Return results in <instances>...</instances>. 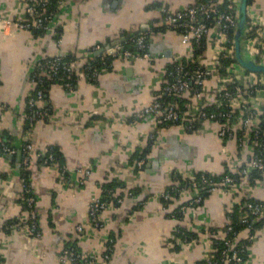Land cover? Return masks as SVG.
Here are the masks:
<instances>
[{
  "label": "crops",
  "instance_id": "crops-1",
  "mask_svg": "<svg viewBox=\"0 0 264 264\" xmlns=\"http://www.w3.org/2000/svg\"><path fill=\"white\" fill-rule=\"evenodd\" d=\"M194 1L64 0L54 21L61 27L59 47L51 34L0 28V139L14 146L28 141L40 153L55 146L60 156V163L43 164L33 156L26 164L41 235L34 238L22 230L1 228L0 264H62L59 255L67 243L94 254L110 236L116 238L110 264H196L209 252L211 238L205 229L224 224L226 209L238 203L236 195L210 194L181 218L175 212L188 194H180L168 206L152 196L175 182L171 169L222 174L233 163L246 160L255 148L247 136L240 147L234 138H219L218 124L211 120L189 132L160 126L151 116L135 119V112L160 93L172 58L190 54V46L180 42L176 31L150 34L152 61L134 60L103 70L95 82L79 80L71 92L52 84L38 105L48 115L36 119L29 131L23 116L37 59L61 53L85 61L95 45L124 42L143 24L148 30L163 25V7L182 8ZM250 10L259 14L264 29V0H252ZM24 11V0H0V16L19 20ZM210 53L207 43L201 55L208 58ZM214 84L210 79L204 99L192 101L209 104L216 92ZM258 106L264 111L263 102ZM234 130L238 134V125ZM150 133H155V140L138 168L131 162L132 154L147 144ZM21 159L20 151L0 154V225L22 211ZM78 167L92 171L84 184L74 172ZM112 180L123 184L115 188L122 201L103 209L102 227L93 228L87 219L88 205L100 194L101 184ZM248 192L264 204V174ZM262 219L242 264H264V212ZM78 224L83 227L80 232L75 228ZM181 226L196 233L197 241L175 249L171 236Z\"/></svg>",
  "mask_w": 264,
  "mask_h": 264
},
{
  "label": "built area",
  "instance_id": "built-area-1",
  "mask_svg": "<svg viewBox=\"0 0 264 264\" xmlns=\"http://www.w3.org/2000/svg\"><path fill=\"white\" fill-rule=\"evenodd\" d=\"M59 5H63L64 0H57ZM239 0H195L193 4L182 8H162V20L165 29L174 30L179 36L182 44L190 46V54L176 56L172 58V63L178 64L173 70L165 69V80L161 87L160 93L148 105L135 112V119H142L151 116L154 120L163 127L178 126L185 130H191L193 126H198L204 121H215L218 124V136L223 140L231 138L236 139L238 147L241 146L245 136L250 138L254 146L253 153L242 162L229 166V171L238 177L229 174H223L222 178L216 180L213 178L216 174L203 172L200 177L196 178L195 172L192 170H183L180 168L171 169L172 176L180 175L185 181L184 184L179 182L172 183L169 187L162 190L160 193L153 195V198H158L161 202L168 206L165 202L173 201L180 194L187 195L185 202L179 205L178 211L186 212V210L195 205H199L206 198L203 195L215 193L232 194L237 196V202L244 200L246 209L240 214V220L243 224H247V228H243L238 232L234 231L232 220L229 214L232 213V207L226 209V221L215 230L205 229L211 238L210 249L203 257L206 264H216L214 253L218 251L215 247L217 241L224 243V248L221 250V264L242 263L244 262L241 252L247 251L246 245L240 243V239L252 241L257 230L250 233V225L257 219L263 216L264 204L261 201L253 202L248 190L252 184L248 180L250 170H256L264 174V142L259 140V123L264 120L263 108L258 106V102L264 103V76L260 73L247 71L235 59L234 43L230 41L228 32L235 28L237 21ZM25 11L24 17L19 20H11L0 16V28L10 29L9 32L14 33V30H25L33 33V29L44 30L45 33L56 35V27L54 26V16L50 9L49 0H24ZM248 21L244 38V49L249 58H252L258 64H264V29L259 14L250 10V5L247 7ZM255 30L259 39H253L248 36V32ZM148 30V28H147ZM147 30H141L131 37V42L134 50L124 48L121 43L115 45H95L89 51L85 61L80 57H76L71 61H62L63 54L55 53L52 55L43 56L34 62V72L30 77L31 88L27 93L25 101V120L31 124L34 112L38 118H43L48 115L47 110L40 109L39 103L44 99L43 90L35 88L36 84L41 80L42 76L55 78L59 70L62 68L66 73L67 80L62 83L63 89L73 91L74 81L88 80V75L92 78H97L103 70H112L117 66L124 65L134 60H153V56L149 50V39L146 34ZM54 43L57 47L62 44V37L54 38ZM207 43L211 53L208 58L203 55H195L194 49ZM261 44V48L260 45ZM104 48L99 54L93 53ZM109 56L111 62L106 65L105 59H101L103 67L91 70L90 62L97 57ZM185 58L189 62H196V66L190 70L185 68L180 60ZM229 59L227 65H223L222 61ZM41 76V77H40ZM210 79L215 81L213 85L216 89L213 99L209 104L201 101L194 103L193 99H204V91L207 88V83ZM164 93L171 96L172 99L164 101L161 94ZM179 98H186L189 102L186 104V112H181L179 108ZM211 104V105H210ZM217 108V111L208 112L206 107L212 106ZM262 115V117H261ZM33 125V123H32ZM238 125V134L235 132V127ZM155 133L148 135V140H155ZM19 148L12 146L11 143L0 141V154H13ZM19 151L22 153V163L26 165L33 156L37 159L41 158L42 153L36 152L30 142L24 144ZM231 158V157H230ZM232 159V158H231ZM53 156L50 154L43 159V163L52 161ZM144 165V159L136 161V166L141 168ZM61 172L65 173V167H61ZM79 178V183L84 184L91 176L89 167H78L74 170ZM208 175H206L207 173ZM218 175V174H217ZM238 182L236 183V181ZM29 187L22 184V193L25 200V209H22L17 214V223L11 226L14 229L27 232L31 237H39L41 230L38 224V213L35 209V198L30 194ZM101 192V190H100ZM28 194V195H27ZM122 199L117 198L116 202L120 203ZM109 204L113 202L106 201L100 198V194L92 197L88 209L87 219L93 228L102 227L101 213ZM24 222V223H21ZM76 231H82V225L78 224ZM249 228V229H248ZM230 233L234 234L230 237ZM243 233V238L239 234ZM175 237L174 235L171 238ZM192 241H197L193 239ZM186 239L177 238L175 244L183 246L188 243ZM191 242V241H190ZM116 245L115 236L107 237L102 250L99 253L89 254L80 251L75 245L64 246L59 255L62 264H110Z\"/></svg>",
  "mask_w": 264,
  "mask_h": 264
},
{
  "label": "trees",
  "instance_id": "trees-1",
  "mask_svg": "<svg viewBox=\"0 0 264 264\" xmlns=\"http://www.w3.org/2000/svg\"><path fill=\"white\" fill-rule=\"evenodd\" d=\"M50 2V9L52 11L53 14H55V18L57 16V13L59 11V8L62 6V5H59L57 3V0H49ZM252 3V0H248V5H251ZM55 18H54V21H55ZM54 26L56 27V35L53 36L54 38H57V37H60L61 36V27L60 26H56L54 24ZM165 29V27L163 25L161 26H155L153 27L151 30H147L146 31V34L148 36V39H149V36L152 32H161ZM235 28L231 29L229 32H228V37L230 39V41L232 42L233 40V37H234V31ZM33 34H45V31L44 30H39V29H33ZM47 34V33H46ZM248 36L250 38H253V39H259L255 32V30H251L248 32ZM132 37V36H131ZM131 37H129L126 41L124 42H121V44L123 45L124 48H129L131 50H134V47L132 45V42H131ZM260 48H261V44L259 45ZM205 49L204 45H201L200 47L198 48H195L194 49V54L195 55H199L203 52V50ZM150 50V48H149ZM261 52H264L262 49H261ZM102 57H97V59H94L90 62V65L92 66L91 70L93 69H99L101 67H103L104 64L101 63V59H105L106 61V65H109L110 62H111V58L109 56H103V54H101ZM76 56L75 55H72V54H65L62 56V61L63 62H66V61H71L72 59H75ZM229 59H224L222 61L223 65H227L229 63ZM180 63L183 64L185 66V68H188L190 70H192L197 64L196 62H189L188 60H186L185 58H182L180 60ZM178 63L177 62H174V63H169L168 64V69L171 71L174 69V67L177 65ZM34 70V68H33ZM35 71V70H34ZM33 71V72H34ZM32 75V74H31ZM264 76V74H263ZM41 77V76H40ZM72 82L74 84V89L76 87V81H74V77L72 78L71 77ZM67 80V76H66V73L63 72L62 68L59 70V73H57L56 77L55 78H48L46 76H42L41 77V80H39V82L36 84L35 88H39V89H42L43 90V95H44V98L46 97L47 93H48V90L50 88V86L52 84H59V85H62V83L64 81ZM88 81H91V82H95L96 79L95 78H92L88 75ZM161 98L164 100V101H168V100H171L172 97L171 96H168L164 93L161 94ZM189 101L185 98H179L178 100V103H179V108L181 110V112H186L187 110V106L186 104L188 103ZM207 111L208 112H211V111H217V108L214 107V105L212 106H207L206 107ZM26 110V108H25ZM46 110V109H45ZM30 114L33 116V121L32 123L37 119V115L34 114V112H31L30 111ZM262 117V115H261ZM32 123L30 124L29 121L25 120V129L29 131V129L32 127ZM199 126L198 124L193 126L191 130H187V131H192V130H195L197 129ZM259 140L264 142V120L261 119L260 123H259ZM0 141H5L7 142L6 140H2L0 139ZM28 143V141H23V143L18 146L19 149H21V147ZM151 143H152V140H148L147 144L145 146H142V147H136L135 151L133 152L132 154V157H131V162H136L137 160L139 159H145L146 156L148 155V153L150 152L151 150ZM12 146H14L12 143H11ZM16 147V146H15ZM52 155L53 156V160L52 161H48V163H43V159L48 157V155ZM21 157H22V153H21ZM22 160V159H21ZM40 163H43V164H53V163H60V156H59V151H58V148L57 147H50L47 152L45 153H42L41 155V158L38 159ZM60 165V164H59ZM62 167V165L60 166ZM30 170L28 169L27 165H24V164H21L20 166V169H19V177H20V180H21V183L25 186V187H29L30 186ZM203 172L201 171H197L195 172V176L196 178L200 177V175L202 174ZM207 173V172H205ZM223 174H229V175H232L234 177H238L237 175L233 174L232 172L229 171V169H226L224 170ZM223 174H218V175H215L213 176L214 179L216 180H219L220 178H222ZM208 175V173L206 174ZM261 172L259 171H256V170H250L249 173H248V180L249 182L253 185V183L255 182L256 179H259L261 178ZM174 177V181L175 182H179V184H184L185 181H183V179L180 177V175H177V176H173ZM239 179H237L236 183L238 182ZM122 183L118 182V181H115V180H112L111 182H105L103 184H101L100 186V198L104 201H106L107 203H109L110 201L113 202V205L117 206L119 205V203L116 202L117 198L115 196V188L116 187H122ZM169 187V186H168ZM31 188V187H30ZM31 192L30 194L34 196L33 192H32V189H30ZM28 195V194H27ZM24 195L22 193L21 195V198H20V202H21V205H22V209H25V200H24ZM204 197H207L208 195L204 194L203 195ZM251 201L253 202H257L256 199H253V198H250ZM166 204H169L170 202H165ZM246 209L245 205H244V200L242 199L240 202L238 203H235L233 204V207H232V213L229 214L230 216V219L232 220V226L234 228V231L238 232L239 230L241 229H245L247 228V224H243L240 220V214ZM176 216L181 218L184 214V212H181V211H176ZM262 217L260 219H257L255 220L251 225H250V233H253L254 229L255 228H258L259 226L262 225ZM14 223H17V219L16 217L14 218H11L7 221H5L2 225H0V230L2 228V230H5L6 232H8L14 225ZM21 223H24V222H21ZM212 230H215L216 228H210ZM173 235L175 237L171 238V241L173 244H175V241L177 238H180L181 240L182 239H186V241H192L193 239H196L198 236L196 233L192 232L189 228L185 227V226H181L179 227V229H177ZM234 234L230 233V237H233ZM240 243H243L246 245V248L249 246V244L251 243L250 241L248 240H245V239H240L239 240ZM70 245H75L73 242H69L66 244V246H70ZM177 246H175V249H178V246H180L179 244H175ZM215 247L218 249V251H216L214 253V256H215V260H216V264H221L222 261H221V250L224 248V243L222 241H217V243H215ZM242 256H243V259L246 260V258L248 257L247 255V251H243L241 252ZM206 261L204 259H201L199 260L196 264H206L205 263ZM229 264H242V263H234V262H231Z\"/></svg>",
  "mask_w": 264,
  "mask_h": 264
},
{
  "label": "water",
  "instance_id": "water-1",
  "mask_svg": "<svg viewBox=\"0 0 264 264\" xmlns=\"http://www.w3.org/2000/svg\"><path fill=\"white\" fill-rule=\"evenodd\" d=\"M248 0H239L238 3V11H237V21L235 25V32L233 37L234 43V54L236 61L247 71L264 74V64L256 63L252 58H249L246 54H244V49L242 47V41L245 38V32L248 21L247 14ZM146 25H141L139 30L136 31L133 35L137 34L141 30H147ZM116 43H120L119 40L110 43V45H115ZM104 48H100L96 51V54L101 53ZM18 148V146L16 145ZM19 153V149H18Z\"/></svg>",
  "mask_w": 264,
  "mask_h": 264
},
{
  "label": "rangeland",
  "instance_id": "rangeland-1",
  "mask_svg": "<svg viewBox=\"0 0 264 264\" xmlns=\"http://www.w3.org/2000/svg\"><path fill=\"white\" fill-rule=\"evenodd\" d=\"M244 46H245V43H244V40L242 41V47L244 49ZM245 54V53H244Z\"/></svg>",
  "mask_w": 264,
  "mask_h": 264
}]
</instances>
